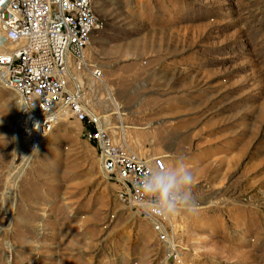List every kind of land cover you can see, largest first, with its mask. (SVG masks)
Segmentation results:
<instances>
[{
	"label": "rangeland",
	"instance_id": "1",
	"mask_svg": "<svg viewBox=\"0 0 264 264\" xmlns=\"http://www.w3.org/2000/svg\"><path fill=\"white\" fill-rule=\"evenodd\" d=\"M91 5L99 123L161 156L182 199L157 221L120 204L73 120L19 173L29 152L13 147L15 98L0 88V264H264V0Z\"/></svg>",
	"mask_w": 264,
	"mask_h": 264
},
{
	"label": "built area",
	"instance_id": "2",
	"mask_svg": "<svg viewBox=\"0 0 264 264\" xmlns=\"http://www.w3.org/2000/svg\"><path fill=\"white\" fill-rule=\"evenodd\" d=\"M97 28L91 0H0V88L15 98L9 136L30 154L60 121L86 123L84 136L94 142L118 202L141 218L164 219L182 194L176 184L167 196L154 186L167 181L163 158L132 150L94 109L103 99L102 71L83 51Z\"/></svg>",
	"mask_w": 264,
	"mask_h": 264
},
{
	"label": "bare ground",
	"instance_id": "3",
	"mask_svg": "<svg viewBox=\"0 0 264 264\" xmlns=\"http://www.w3.org/2000/svg\"><path fill=\"white\" fill-rule=\"evenodd\" d=\"M1 45H0V48H2L4 45H5V43H4V40L2 39V42L0 43ZM84 52V51H83ZM104 87H105V85H104ZM107 98V97H106ZM107 101V99H105V98H100L99 99V105H104L105 106V102ZM108 102H110V104H112V107H113V109H114V111H115V113L118 115V117H119V121H120V123H121V114L119 113V111L117 110V109H119V108H117L116 106H115V102L113 101V99L111 98V96H109L108 95ZM106 119V116H104L103 117V120H105ZM61 122H63V121H60L59 123H61ZM58 124V123H57ZM56 124V125H57ZM120 126L122 127V124H120ZM125 126V125H124ZM120 127V128H121ZM54 128V127H53ZM51 132V131H50ZM49 132V133H50ZM49 135V134H48ZM47 135V136H48ZM13 141V140H12ZM14 142V148H16V146L18 145V142L17 141H13ZM140 152H142V150L140 149L139 150ZM37 152V150L36 149H32L31 150V152H30V154H28L26 157H24L23 158V160H22V162H21V164H20V166H19V173H22L23 171H24V169L26 168V167H28V163H29V161H30V159H31V157H32V155L33 154H35ZM17 170V171H18ZM11 176H12V174H11ZM19 176V174L17 175V177ZM14 182V181H13ZM210 203V202H209ZM170 246H173L171 243H170Z\"/></svg>",
	"mask_w": 264,
	"mask_h": 264
},
{
	"label": "clouds",
	"instance_id": "4",
	"mask_svg": "<svg viewBox=\"0 0 264 264\" xmlns=\"http://www.w3.org/2000/svg\"><path fill=\"white\" fill-rule=\"evenodd\" d=\"M192 181V176L189 174H185L183 177H181V182L191 184ZM177 183V180L175 177H170L168 178L167 181L163 179H156L154 182V186L158 188L163 195L167 196V192L170 187H172L174 184ZM198 209V204L193 201L191 206H190V212H194Z\"/></svg>",
	"mask_w": 264,
	"mask_h": 264
},
{
	"label": "water",
	"instance_id": "5",
	"mask_svg": "<svg viewBox=\"0 0 264 264\" xmlns=\"http://www.w3.org/2000/svg\"><path fill=\"white\" fill-rule=\"evenodd\" d=\"M110 168V165H109V162L106 163V169H109Z\"/></svg>",
	"mask_w": 264,
	"mask_h": 264
}]
</instances>
